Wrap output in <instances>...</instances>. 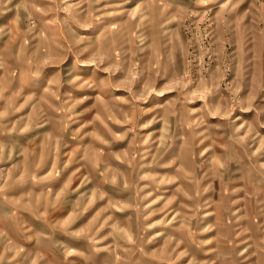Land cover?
<instances>
[{
  "label": "rangeland",
  "instance_id": "1",
  "mask_svg": "<svg viewBox=\"0 0 264 264\" xmlns=\"http://www.w3.org/2000/svg\"><path fill=\"white\" fill-rule=\"evenodd\" d=\"M0 264H264V0H0Z\"/></svg>",
  "mask_w": 264,
  "mask_h": 264
}]
</instances>
